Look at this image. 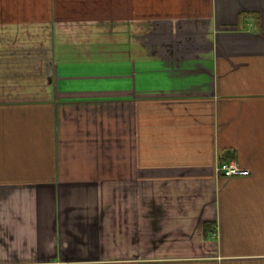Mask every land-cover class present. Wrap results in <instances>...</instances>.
<instances>
[{"label":"crops","instance_id":"obj_1","mask_svg":"<svg viewBox=\"0 0 264 264\" xmlns=\"http://www.w3.org/2000/svg\"><path fill=\"white\" fill-rule=\"evenodd\" d=\"M0 264H264V0H0Z\"/></svg>","mask_w":264,"mask_h":264},{"label":"built area","instance_id":"obj_2","mask_svg":"<svg viewBox=\"0 0 264 264\" xmlns=\"http://www.w3.org/2000/svg\"><path fill=\"white\" fill-rule=\"evenodd\" d=\"M216 172L224 176H245L250 173V170L238 165L234 160H228L218 165Z\"/></svg>","mask_w":264,"mask_h":264},{"label":"trees","instance_id":"obj_3","mask_svg":"<svg viewBox=\"0 0 264 264\" xmlns=\"http://www.w3.org/2000/svg\"><path fill=\"white\" fill-rule=\"evenodd\" d=\"M210 224L209 223H204V232H208V228H209Z\"/></svg>","mask_w":264,"mask_h":264}]
</instances>
